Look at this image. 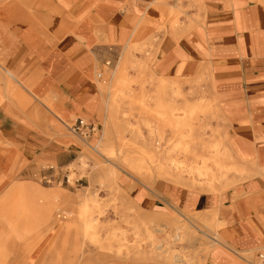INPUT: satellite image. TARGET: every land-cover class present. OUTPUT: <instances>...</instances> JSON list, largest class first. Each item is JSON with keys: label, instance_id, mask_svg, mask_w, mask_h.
Listing matches in <instances>:
<instances>
[{"label": "crops", "instance_id": "1", "mask_svg": "<svg viewBox=\"0 0 264 264\" xmlns=\"http://www.w3.org/2000/svg\"><path fill=\"white\" fill-rule=\"evenodd\" d=\"M138 45L150 58L136 52V59L151 60L155 77L208 76L227 149L252 176L222 193L125 179L126 193L147 210L216 216L232 252L264 249V0H36L28 13H0V183L16 174L64 179L80 150L69 126L105 120L98 79ZM5 76L17 85L12 97ZM22 201L3 215L25 216ZM207 264L239 263L222 247Z\"/></svg>", "mask_w": 264, "mask_h": 264}, {"label": "rangeland", "instance_id": "2", "mask_svg": "<svg viewBox=\"0 0 264 264\" xmlns=\"http://www.w3.org/2000/svg\"><path fill=\"white\" fill-rule=\"evenodd\" d=\"M19 1L0 0V13H28L36 0ZM148 50L130 46L119 61L121 74L111 65L98 79L106 118L97 122L99 132L92 138L74 135L80 150L63 170L70 184L20 174L0 183V264H207L209 254L222 247L239 264H259L264 249L240 253L225 247L216 216L147 210L126 193L125 179L147 187L164 180L200 193H222L252 176L227 149L208 76L191 82L155 77L151 60L135 57L136 52L147 56ZM1 74L0 69V82ZM4 85L12 97L17 85L7 76ZM194 109L192 117L184 113ZM221 156L232 169L223 167ZM19 197L27 214L3 215Z\"/></svg>", "mask_w": 264, "mask_h": 264}, {"label": "built area", "instance_id": "3", "mask_svg": "<svg viewBox=\"0 0 264 264\" xmlns=\"http://www.w3.org/2000/svg\"><path fill=\"white\" fill-rule=\"evenodd\" d=\"M69 129L74 135H76L77 137L81 138L84 141H86V139L92 138L99 132V126L96 122L85 119H79L76 123H74V125H70ZM63 181L66 182L67 184H70V179L67 175H65ZM257 258L259 264H264V252L258 253Z\"/></svg>", "mask_w": 264, "mask_h": 264}, {"label": "bare ground", "instance_id": "4", "mask_svg": "<svg viewBox=\"0 0 264 264\" xmlns=\"http://www.w3.org/2000/svg\"><path fill=\"white\" fill-rule=\"evenodd\" d=\"M123 69H122V67H119L118 68V71H116L115 72V75H117V74H121V71H122ZM176 95V94H175ZM174 95V96H175ZM194 112H197V110L196 109H194L193 111L191 110V111H184V113H186V115H187V113H189L190 114V117H192L193 116V114H194ZM180 114V113H179ZM183 115V114H182ZM178 116V118H177V121H179V122H177V124H176V126H179V128L180 127H183L184 126V121H183V116ZM189 139V138H188ZM222 158H223V162H224V164H223V167L224 168H226V169H232V165H231V163L230 162H228L227 163V158L226 157H224V156H221ZM180 230V229H179Z\"/></svg>", "mask_w": 264, "mask_h": 264}]
</instances>
